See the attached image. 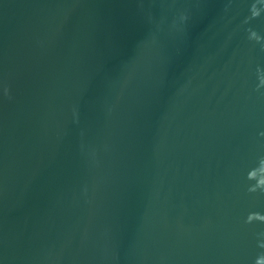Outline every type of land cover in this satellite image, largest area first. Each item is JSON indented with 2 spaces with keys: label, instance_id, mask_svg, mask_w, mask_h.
Listing matches in <instances>:
<instances>
[{
  "label": "water",
  "instance_id": "1",
  "mask_svg": "<svg viewBox=\"0 0 264 264\" xmlns=\"http://www.w3.org/2000/svg\"><path fill=\"white\" fill-rule=\"evenodd\" d=\"M0 264H264V0H0Z\"/></svg>",
  "mask_w": 264,
  "mask_h": 264
}]
</instances>
